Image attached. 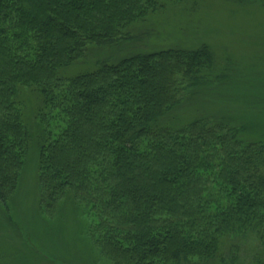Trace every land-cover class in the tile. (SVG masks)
Wrapping results in <instances>:
<instances>
[{"label": "trees", "instance_id": "obj_1", "mask_svg": "<svg viewBox=\"0 0 264 264\" xmlns=\"http://www.w3.org/2000/svg\"><path fill=\"white\" fill-rule=\"evenodd\" d=\"M196 1L0 0L5 212L36 146L40 212L70 201L110 264H264V133L188 105L222 83L209 48L85 59Z\"/></svg>", "mask_w": 264, "mask_h": 264}, {"label": "rangeland", "instance_id": "obj_2", "mask_svg": "<svg viewBox=\"0 0 264 264\" xmlns=\"http://www.w3.org/2000/svg\"><path fill=\"white\" fill-rule=\"evenodd\" d=\"M133 37L137 41L120 54L89 49L86 62L168 47L195 49L204 44L222 83L193 97L189 108L251 121L264 133V3L197 0L149 17ZM81 67L78 62L66 74ZM175 112L166 118L168 124L176 120ZM37 163V148L32 146L7 212L0 207V264H110L91 238V217L70 201L65 199L52 211L40 212ZM241 250L240 260L243 254V259L248 258Z\"/></svg>", "mask_w": 264, "mask_h": 264}]
</instances>
